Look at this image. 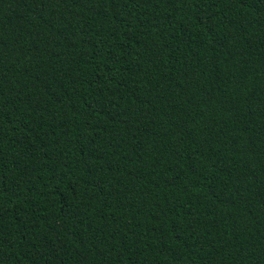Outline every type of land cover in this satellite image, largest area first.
<instances>
[{"label":"trees","instance_id":"trees-1","mask_svg":"<svg viewBox=\"0 0 264 264\" xmlns=\"http://www.w3.org/2000/svg\"><path fill=\"white\" fill-rule=\"evenodd\" d=\"M0 264H264V0H0Z\"/></svg>","mask_w":264,"mask_h":264}]
</instances>
